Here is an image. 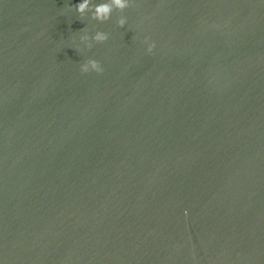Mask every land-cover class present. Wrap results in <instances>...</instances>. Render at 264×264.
Masks as SVG:
<instances>
[{"label":"water","instance_id":"obj_1","mask_svg":"<svg viewBox=\"0 0 264 264\" xmlns=\"http://www.w3.org/2000/svg\"><path fill=\"white\" fill-rule=\"evenodd\" d=\"M78 2L0 0V262L264 264V0Z\"/></svg>","mask_w":264,"mask_h":264},{"label":"clouds","instance_id":"obj_2","mask_svg":"<svg viewBox=\"0 0 264 264\" xmlns=\"http://www.w3.org/2000/svg\"><path fill=\"white\" fill-rule=\"evenodd\" d=\"M131 4L132 0H79L71 9L78 13L81 19L90 18L91 20L104 23L112 19L114 12L123 13L131 7ZM116 23L123 28L127 24V17L119 15ZM82 33L79 37L80 43L87 49H91L93 43H104L109 39L108 33L104 31L97 30L94 34H89L86 29H82ZM143 42L147 45L146 51L152 53L156 47L155 43L149 37H144ZM76 50L81 51L82 49L77 48ZM103 70L100 62L95 59H87L80 65V72L83 74L90 72L102 73Z\"/></svg>","mask_w":264,"mask_h":264}]
</instances>
